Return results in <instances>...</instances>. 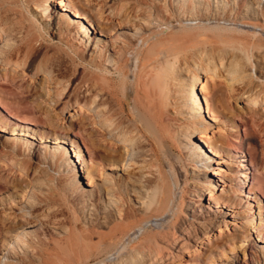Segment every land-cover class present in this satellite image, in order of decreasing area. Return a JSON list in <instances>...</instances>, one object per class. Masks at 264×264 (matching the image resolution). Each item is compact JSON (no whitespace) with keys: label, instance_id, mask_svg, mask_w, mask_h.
<instances>
[{"label":"rangeland","instance_id":"1","mask_svg":"<svg viewBox=\"0 0 264 264\" xmlns=\"http://www.w3.org/2000/svg\"><path fill=\"white\" fill-rule=\"evenodd\" d=\"M70 1L74 6V12L90 20L94 28H89L86 22L87 20L80 21L78 19L79 21H75L83 25H75L70 22L67 28L63 30L64 35L60 36L53 26L45 22V11H42L41 7L44 4V0H0V28L4 25L3 29L6 31L8 30L7 38H10L9 42L14 45L13 50L18 52L17 54L12 52V54H14L11 58L15 59L16 64L20 63L19 65H21V68L12 67L9 69L3 68L0 65V74L9 71L16 76L14 82H10L8 78L2 79L0 77L2 83H8H4L5 86L0 83L1 87L4 86V92L7 93L5 94L0 91V99L4 100L3 103L7 108L14 112L19 111L18 114L21 112L20 115L26 116V118L34 122V126L23 125L17 120L10 118L0 107V120L6 121V123L15 129L14 134H17L14 136L0 134V261L4 260L2 263L0 262V264H110V262L106 260L108 258L110 259V257L112 259H121V256H123L125 260L121 259L120 261H127L128 252L129 256L136 254V251L140 255L145 252L146 254L149 253L148 256L154 254L153 251H155L156 245L152 243L149 245V243L144 242L143 235L148 233L152 234L156 231L138 230L139 227L150 220L149 217H147V221L142 220V214L137 213L135 216L134 214L131 216V214L128 213L125 219L126 221L109 222V229H111L112 226V229H114V225L115 227L118 225L121 227L120 230H113V232H109V230L106 231V229L103 228L94 229V227H88L86 229L82 227L78 217L79 211L82 209V203L79 202L80 196L75 194V190L68 184L67 177L63 172H59L55 163H47L42 159L43 157H35L33 146L35 149H39V146H42V151L51 150L52 147L56 146H59L60 150H62V148L68 149V158L70 157L72 161L81 162V164L77 163L76 165L79 172L81 168L84 170L88 167L90 169L92 168L94 173L98 168H102L106 173H109L111 164L118 168L112 175V179L114 180L121 181L130 173L136 178L139 184L142 182L144 183L140 184V186L147 192L152 191L155 185H163L173 198L171 206H177V210L181 213L185 202H196L192 193L196 187H201L203 184L200 178L192 177L191 172L194 171L193 167H191L192 165L186 160V152L179 146V142L175 139L173 133V128L176 127L175 125L177 122L180 123L176 115L180 112V108L184 107L188 99L186 98L188 95L185 81H187L188 76L192 75L194 70L193 67L195 66L197 68L198 65H200L199 63H202V65L199 66L200 68H197L199 70L193 72V75L196 73L198 74H196L198 76V84L194 86V93L197 94V97L201 100L204 98L215 100L217 96V99L221 100L225 106L224 118L221 123L213 124L209 122V125L204 124L209 131H213L224 140L225 147L223 153L219 154L220 156L218 158H212L211 156V169L214 173L216 171V175L208 176L212 178L210 194L212 193L211 195L213 197L216 196L219 198L222 193L221 190H228V188L235 187L234 189H236V192L234 191L235 195L233 198L240 203V206H236L235 209H225L223 206L221 209H215L214 205L209 202L208 193H205L201 197V201H198L199 204L205 211L210 209L216 212V214L211 215V218L209 217L213 223H206V228L202 233L200 230H195L194 228L182 230L184 233L189 232L190 238L187 237L188 234H185V236L176 231L178 222L175 215L169 217L170 215L167 213L161 220L149 222L148 225H153L152 223H154L159 228L162 227V232H165L167 238L175 241H183L187 245V249L184 251L186 255L184 254L181 260L172 264H236L237 262L243 264L245 259L242 250L245 247V243L242 242L244 244H241V240L244 237L249 239L251 243H254L255 246L253 247V251L256 255H261L262 257L260 261L254 259L251 262L249 253L246 252V263L264 264V258L262 256L264 248H261L264 247V244L259 242V240L264 239V80H259L255 77L256 80L254 78L256 82L259 81V85L261 86L258 91L259 93H257L258 96L252 95V100L254 99V102H252L253 104H249L241 102L237 98L238 94L243 91L241 86L238 87L236 84L233 86V92H229V89H231L229 86L231 85L228 86L229 83L227 81V84L224 82L225 80H223L224 78H222L218 70H215L214 73L216 75L219 72L222 79L217 75L216 77L219 78V80L216 78L217 80L215 81H212L214 80L213 77H205V73H203L204 69L207 70V62L203 61L205 59L204 56L210 53L215 57L217 55L215 53L218 50L222 52H228V50H230L229 52H234L233 54L238 52L236 55L244 56L249 63L248 65L255 68V51H257V47H260V50L264 51V38H260V42L252 40L250 37L253 31L252 28L241 27L240 25H234V23L229 24L231 22H228V24L225 22L227 28L221 30L224 32H221L220 29L216 31H207L203 28L199 30L195 29L196 31L184 30L182 29L183 26L176 25V23H180L179 21L184 18H190L191 16L201 18L203 14L191 12L186 7H183V5L177 4L172 0ZM245 5H247L246 2H242L240 9H238L239 11H237L232 18L234 20H249L251 23L257 22L256 24L263 23L260 16H258V20H254L251 17L250 19L243 17L245 14L243 11ZM48 6L49 13L55 12L57 15L63 14L57 5L50 3ZM69 17L70 20L74 21L71 12H69ZM211 25H214V23L209 22V26ZM126 26H132V29ZM79 27L82 30H84L83 27H86V29L88 28L89 33H86L85 37H83L84 35L82 36L81 33L78 34L79 36H75L74 30ZM133 29L138 32L140 31L141 36L143 35L141 38H144L145 44L140 47V51L134 49L136 40L133 38ZM149 36H153V39H149ZM89 39H92L94 42L98 40L100 45H97V48L93 49V46H91L92 41ZM115 39L119 40L123 47L122 57L118 59L120 78L110 64L107 63V66L103 65L106 62V58L113 60L111 53H113L112 48ZM26 40H28V42ZM246 40L249 42L248 45L250 46H245L247 45L244 44ZM253 44L254 46L257 45V47L255 46L256 48H252ZM198 47L199 49L202 48L200 49L201 53H199L200 51L198 52L199 55L196 54L197 49L195 51V48ZM18 49L20 50L18 51ZM29 49L31 53L28 52ZM189 50L192 55L196 54L197 56H191L188 52ZM135 52H137V55L140 54L138 56L137 68H140V64H143L145 67L153 66L157 69L164 60L160 57V54L162 56L164 53L165 58L169 61H172L174 57L178 60L177 66L175 65L176 63H174V66H176L174 70L175 73L171 80H173L174 76L175 79L173 82H170L171 80L168 82L170 89H174L171 91V95H176V105L167 102V106L165 105L161 108L163 115L161 117L163 121H168L166 124L167 128L166 132L163 133L164 135L155 134L157 137L159 136V139L155 141L149 138L148 135L139 128L137 123H134L135 117L132 114L134 113L132 109L137 105L139 107V101L137 99L142 97V87L140 81L138 82L136 79L138 70L134 71L133 65V58L136 56ZM210 54L207 55L206 58L213 60V56ZM14 55L17 56V58ZM133 55L135 56L133 57ZM201 56H203L204 59ZM14 59H12L13 62ZM151 60L153 61L150 63ZM191 62H194L195 65H191ZM197 62L198 64L196 66ZM181 64L187 65L186 67L188 70L186 71L184 65H182V68L184 67L183 69L185 70L182 68V70H180ZM39 66L47 71H52L55 77L58 78V81L60 80V90H62L63 93L59 92L65 97L64 100L61 99V101L65 102L66 100L62 106L64 107L65 104H67L65 107L73 106L68 109L70 113H67L66 110L67 115L64 114L63 116L60 114L61 112L58 108L61 110V108H63L62 106L58 107L56 110L49 106L47 99L48 88H46L48 86L46 83L47 81H45L46 79H44L45 76L41 73H39V75L34 74V69ZM189 68L193 70L191 71ZM210 69L212 70V67H210ZM132 70L136 74L131 72ZM176 71L180 73L177 74ZM183 71H186V73L184 72L183 74ZM189 71H191V73ZM199 72L203 73L204 76ZM132 74L133 76H131ZM131 77L133 81L135 80L134 82L131 80ZM216 82L218 84L224 82L225 84H219V87ZM63 83L64 85H62ZM203 84H205V86ZM8 88L11 90H8ZM67 89L68 92L66 93ZM88 89L92 91L86 94L85 90ZM211 90H213V92ZM207 92L211 94L209 95ZM92 94L98 96L94 98L91 96ZM254 94L256 95V93ZM100 97L101 99L98 101ZM21 99L23 101H21ZM90 100L93 102V105L99 104L101 108L106 107V109H101V116L103 117H100L103 120L100 118V121L99 117L97 120L90 112V108L93 106ZM88 103H90L89 112L91 114L87 113L89 107ZM83 104L84 106H82V108L84 111L79 108V105L81 106ZM37 105L38 108L36 107ZM173 106L175 108H173ZM168 107H171V109ZM204 111L205 108L201 104L199 115L207 121V115L202 113ZM42 112L46 113L44 114ZM106 113L107 115L109 114L108 118L110 117V121L106 117ZM68 114H71L72 117L71 115V118L68 117ZM90 115H92L93 118L92 116L90 117ZM104 117H106L105 120ZM106 119L108 122H104L107 121ZM118 120H120L119 123ZM102 121L107 124L109 122V124H111V121H113L114 125L112 128L114 129L115 126L118 128L123 124V126H126L123 128L121 127L125 129L122 131V134L124 132L123 136L126 135V141L131 138L130 142L132 144L130 147L134 150H138V152L133 150L135 155L132 156L135 157L137 155V158H133L134 160L131 159L133 160V165L134 163H138L137 166L128 165V168L126 167L127 170L119 168V164L125 156L122 150L124 149L122 148L123 145H115L114 138L112 140L107 138L104 134L105 131L103 130L104 132H102L103 123L100 124ZM119 124L121 126H119ZM96 126L99 127H97L99 131L95 128ZM24 127H26V130L28 129L29 132L22 131ZM31 129L34 130V132L31 131ZM129 129H133L135 133L137 131L138 134L134 135V132ZM55 131L65 134L66 144H51L54 142L52 136ZM45 135H48L47 140H50L51 143L40 144L41 137H45ZM135 136H138V139ZM207 136L212 137L213 135L208 133ZM132 137L134 139H132ZM31 138H33V140ZM108 140L111 141L109 142ZM136 141L138 143H135ZM29 143L33 145H29ZM139 147L144 150L138 149ZM76 150H78L81 156L78 157V159L74 157L77 154ZM139 150H141V154L143 153L142 156H140ZM225 153H228L227 156L221 157V155ZM234 157L242 158L235 160L236 158ZM138 158L143 160L140 161ZM135 160H139L140 162H135ZM239 160L243 161L242 165L245 167L234 168L233 164L235 165V161ZM92 162L95 165L92 164V166H90ZM94 166L97 169H94ZM232 170L237 172V178L242 181V190L239 189L238 185L235 186L237 181L235 180L236 176L232 174ZM195 175H197V172L194 171L193 176ZM92 178L94 179L95 185L97 183L99 184L100 180L97 175L95 176V174H92ZM176 179L177 181H175ZM76 183L81 190L86 189L89 191L88 179L84 172H80V179H78ZM171 190L175 196L172 195ZM82 192L85 191L82 190ZM246 192H250L249 197L252 199L250 201L252 204L251 207L247 205V197L241 195ZM119 195L122 198L124 209H128V206L131 207V205H133L131 201H128L122 191H120ZM24 198H28L27 200H29V204H31L29 218L35 220L32 222V219H27L31 222L32 227H26L21 234L22 231L20 226L28 221H24L23 217H17L19 215H14L16 212L15 205ZM257 201H259L258 206L261 208V221H263L260 232L256 226V224L259 223L256 215L258 207ZM92 205L93 207L88 203L86 209H98L96 200L92 201ZM94 210L91 212V214H94V216H92L93 218L96 213ZM177 210L176 214L180 216L181 214ZM156 213L157 212H154L152 217L162 215L163 211L158 212V214ZM223 213L225 214L222 220L223 224L219 226L220 219L222 218L221 214ZM57 224L61 225V228L63 227L65 230L68 229L64 236H62L64 234L63 232L55 229V227L58 226ZM204 232L206 235L203 238ZM195 239L199 242L196 248L193 247L195 245L193 240ZM18 241H24L25 245H30L27 246V249L30 250H27L24 254L18 252L21 251V247L17 244ZM7 243L10 244V252H18L20 255L18 259L7 258L6 260H1L2 252H4L5 248L8 246H6ZM123 246H125L124 248L126 249L121 251L120 249L123 248ZM139 246H141V249L145 247L143 249L144 251L140 250ZM154 246L155 248L153 249ZM157 247L161 248L164 253L174 254V250L171 249L170 246L157 243ZM12 248L15 249L13 250ZM208 248H210V250ZM129 250L134 253L131 254ZM148 250H152V252ZM120 251L126 254H122ZM114 256L118 257L116 258ZM145 257L146 259L148 258L147 255ZM189 257H191L192 261L195 263L190 262ZM114 264H119V262L116 261Z\"/></svg>","mask_w":264,"mask_h":264},{"label":"bare ground","instance_id":"2","mask_svg":"<svg viewBox=\"0 0 264 264\" xmlns=\"http://www.w3.org/2000/svg\"><path fill=\"white\" fill-rule=\"evenodd\" d=\"M172 1L176 2L177 4L183 5V7H186L191 12H199V13L203 14V17H201V18H197V17H192L191 16L190 18H184L183 20L179 21L180 23H176V25L183 26L182 29H184V30L187 29V30H191L192 31V30H195V29L199 30L200 28H203V29H205L207 31H216L217 29H220V31H221L222 29H226L227 28L225 26V22H227V24H228V22H231L229 24H233L234 23V25H240L241 27L243 26V27L252 28L253 31L251 32V36H250L252 38V40L260 42V40H261L260 38H264V10H263L264 9V0H172ZM242 2H246V4H247L243 8V11L245 12V14L243 13L244 14L243 17H245L247 19H250V17H251L254 20H258L257 18H258V16H260V19L263 20V23L256 24L257 22L251 23V22H249V20H246V21L241 20V19L240 20H234L232 18V16L237 11H239L238 9H240V6H241ZM50 3H52L53 5L54 4L57 5L61 9L63 14L57 15V14H55V12H53V13L50 12L49 13L48 12V8H49L48 5H50ZM41 7H42V11H45V22L50 24L51 26H53L54 29L56 30V32L60 36L64 35L63 30H65L67 28V25H69L70 22L75 24V25H83L82 23L75 21V20H78V19L80 21H82V20L86 21L87 20L86 22L89 25V28L92 27V22H90V20L85 19V17H83L82 15L77 14V12L76 13L74 12V6H73V4H72V2L70 0L69 1H66V0H52V1L51 0H44V4ZM72 9H73V11H72ZM261 10H263V11H261ZM69 12H71V15H73V20L74 21L70 20ZM209 22H213L214 25L209 26ZM3 26H2V28H0V39H1V43H0L1 44L0 45V65L3 68H7V69L12 68V67L19 68L21 66V65H19L20 63L16 64L15 59L11 58L13 56V54H14V53L12 54V52H15L13 50V46L14 45L9 42L10 38L9 39L7 38L8 37L7 31L8 30L6 31L5 29H3ZM126 27L129 28V29L130 28L132 29V26H126ZM229 27H230V25H229ZM83 28H84V30H82L80 27L77 28V29L75 28L76 29V30H74L75 36H79L78 34L81 33V35L82 36L84 35L83 37H85L86 33L87 34L89 33L88 28L87 29H86V27H83ZM92 28H94V27H92ZM232 29H235V28H232ZM229 31H230V29H229ZM255 31H257L258 33L255 32ZM9 32H10V30H9ZM221 32H224V31H221ZM150 33H151V30H150ZM133 34H134L133 38L136 40V42L134 41L135 42L134 49H138L140 51V47L144 46V44H145L144 40H143L144 38H141L143 35L141 36L140 31L138 32L135 29H133ZM180 35H181V33H180ZM149 39H153V36H151ZM89 40L92 41V39H89ZM26 41L28 42V40H26ZM230 44H231V42H230ZM244 44H247L245 46H250V45H248L249 42L247 40H246V42ZM97 45H100L98 43V40L96 42L92 41L91 46H93V49L97 48ZM255 46L257 47V45H255ZM255 46L253 44L252 48H256ZM112 49H113V53H111V57L113 58V60L106 58V60H105L106 62L103 65L107 66L108 64H110L111 67L114 68V70L116 71V74L119 77L120 76V66H118V59L120 57H122L121 56L122 52H123L122 43H120L119 40L115 39V42L113 43V48ZM134 49H132V50H134ZM196 49H197V53L196 52H194V53L199 55V53H201L200 49H202V48H200V49H199V47L195 48V51H196ZM19 50L20 49H18V51ZM256 50H257V51H255L256 57L254 59L255 62H256L255 68L254 67H250L248 65L249 63L246 61L244 56L236 55L238 52L236 54H233L234 52H229L230 50H228V52H222V51L218 50L215 53V54H217L215 57L213 55H211L210 53H208L207 55L210 54L211 56H213V60H209L208 58H206L207 55L205 54L206 55V56H204L205 59H204L203 56H201L204 59L203 61L207 62V64H206L207 70L204 69L205 71L203 70V73H205V77H208V76L213 77L214 80H212V81H215L217 79L219 80V78H217L216 76L217 75L220 76V73H221L222 78H224L223 80H225L224 82L226 83V81H227L229 83L228 86L231 85V86H229V88H231V89H229L228 86L226 85V87L229 89V92H233V86H235L237 84L238 87L241 86V89H243V91L238 94L237 98L239 99V101L246 102V103H249V104H253L252 102H254L253 101L254 99L252 100V95L258 96L257 93H259L258 91L260 90L259 88L261 86V85H259V81L256 82L254 80V78L256 77L259 80H264V51H261L260 47H257ZM30 51L31 50L29 49L28 52H30ZM188 52L190 53L191 56L196 55V54L192 55L190 50ZM17 53L18 52H15V54H17ZM206 53H207V51H206ZM135 55H133V57L135 56L133 58L134 59V64L133 65H134V71L138 70V74L136 76V79L138 80V82L140 81V84H141V87H142V97L137 99L139 101V107L137 105V106H135L132 109L133 112H134L132 114L135 117L134 123H137L139 128L146 135H148L149 138H151L153 141H155V140L159 139L158 138L159 136L157 137L155 134H159V135L162 136V135H164L163 133L166 132V128H167L166 124H167L168 121L167 122L163 121V119L161 117V116H163L162 112H161V110H162L161 108H163L167 104V102H170V103H173L174 105H176L175 104L176 101H177V98L175 97L176 95L175 96L173 95L174 97L171 95L172 94L171 91L174 90V89H172V90L170 89V86H169L168 82L171 80L173 74L175 73L174 70H175V67L177 66V63H178L177 61L178 60H177L176 57H174L172 59V61H169L168 59L165 58V56H164L165 53H164L162 56L160 54V57L162 59H164V60L163 61L161 60L162 61L161 66L157 65V66H159L157 69L154 68L153 66L145 67L143 64H140L141 65V66H139L140 68H137L138 67L137 66L138 59H139L138 56L140 54L137 55V52H135ZM211 56H208V57H211ZM15 57L17 58V56H15ZM178 58H180V57H178ZM214 58H216V59H214ZM12 59H14L15 63L12 61ZM142 60H143V58H142ZM192 60H193V58H192ZM199 60H200V58H199ZM152 61L153 60H151L150 63ZM201 61H202V59H201ZM194 62L193 63L191 62V65H193ZM198 62L196 63V66H197ZM174 63H176L175 64L176 66H174ZM199 64L202 65V63H199ZM182 65H184V64H181L180 70H182L185 67L186 71H187L188 70L187 67H186L187 65L186 66L184 65L183 68H182ZM200 65H198L197 68H200L199 67ZM194 67H193L194 70L192 69L193 72L195 70H199L196 67L195 68ZM210 67H212V70L210 69ZM7 69H3V70H7ZM183 70H185V69H183ZM189 70H191V68H189ZM215 70H218L220 73L217 71L218 74L215 75V73H214ZM186 71H183V74H184V72L186 73ZM191 71H189V72L191 73ZM131 72H133V70ZM189 72H188V74H189ZM193 72H192V75L194 74ZM39 73L43 74L45 76L44 79H46L45 81H47L46 83H47L48 87H46V88H48L47 99H48L49 106L53 107V109L56 110L58 107L62 106L63 103L66 102V100H65V102L61 101V99L64 100L65 97L62 96L63 92H62V90H60L61 89V84L59 82L60 80L58 81V78L55 77V74H53L52 71H47L44 68L42 69L41 66H39L36 69H34V74L35 75H39ZM133 73L136 74L135 72H133ZM176 73H177V71H176ZM179 73L180 72H178L177 74H179ZM199 73L202 76H204L203 73H201V72H199ZM192 75L188 76L187 77V81H185L186 82L185 87L187 88L186 90H187V95H188V97H186V98H188V99L185 102L184 107L180 108V112H178L177 115H176L178 117L177 120H179L180 123L177 122V124L175 125L176 127L173 128V133L175 135V139L179 142V146L186 152V160L189 161V163L192 165L191 167H193V170L195 172H197V175L193 176V172L194 171H192L191 172L192 177L200 178L203 181V184L201 185V187H196L194 192L192 193V195L195 198L196 202H189V201L185 202V205L182 208L181 213L177 210V206L176 207H174L175 205L171 206L172 203H173V198H172L171 194L164 188L163 185H155L154 188L152 189V191H150V192L148 191L147 192L145 189H143L140 186V184H142L143 182L141 181L142 183L139 184V182L136 180V178L134 176H132V174H130V173L127 174V176H125L126 178L121 180V181L120 180L119 181L118 180H114V179H112V175L115 173L116 169H118V168L116 166H114V165H111V164H110L109 173H106L104 170H102V168H98L97 169L95 166H94L95 167L94 169H97V171H95V173H94V170H92V168L90 169V168L87 167L84 170H82V168H81L80 172L81 173L82 172L85 173V176L88 179V183H89L88 185L90 187L89 191H87L86 189L85 190L82 189L83 191H85V192H82V190L77 186V183H76V181H78V179H80V172H79L78 167L76 165H77V163L81 164V162L80 161H72V160H70V157L68 158V149L62 148V150H60L59 146H56V147H52L51 150L42 151L41 150L42 146H39L40 147L39 149L38 148L35 149L34 146H33L35 157L36 158L43 157L42 159L44 161H46L47 163H49V162L51 164L55 163L57 168H58V170H59V172H63V174L67 177L68 184L70 185V187L72 189L75 190V194L80 196L79 202L82 203V209L80 208L81 210L79 211V216L78 215L77 216L80 219L79 223L82 224V227H85L86 229L88 227H91V228L94 227V229L95 228L96 229H98V228L102 229L103 228V229H106V231L109 230V232H111V231L113 232V230H120L121 227L119 225L115 227V225H114V229H112L113 226H112L111 229H109V226H110L109 222L123 221V220H125L127 218V214L128 213L131 214V216H133L132 214H134V216H135V214H137V213L138 214H142V216H143L142 220H146L147 217H149L150 218L149 222H156L157 220H161L162 217L166 216V214L168 213L170 215L169 217H171V215H175L176 218H177L178 225H177L176 231L180 232L182 235L188 234L187 237L190 238V233L189 232H185L184 233L182 230H186V229L190 230V229L194 228L195 230H200L201 233H202V231H204V229L206 228V223H209V222H211L210 224L213 223V221H211V219H209V217L211 215L216 214V212L211 211L210 209L208 211L207 210L205 211L204 208L198 202V201H201V197L205 193H208L209 202H210V204L214 205L215 209H217V208L221 209L222 206L225 209H227V208L235 209L236 206H238V205L240 206V203L235 201L234 198H233L234 195H235L234 191L236 192V189H234L235 187L234 188H232V187L228 188L227 187L228 190H225V189L221 190L222 193H221L219 198H217L216 196L213 197L211 195L212 193L210 194V189H211V185H212V178H209L208 176H210V175L215 176L216 175L215 174L216 171L214 173V171L211 169L212 158L213 157L218 158L220 156L219 154L223 153L225 147H224V140L222 138H220V136H218V134H215L213 131H209L207 129V127L204 126V124L209 125V122L213 123V124L221 123L222 119L224 118L223 114H224V111H225V106H224V104L222 103L221 100L217 99V96H216L217 100L215 99V97L213 95L214 93L212 94V96L214 97L215 100L210 99V98H207V99L204 98L203 100H201L199 97H197V94L194 93V86L196 84H198V76H197L198 74L196 76L195 75L192 76ZM131 76H133V74ZM185 76H186V74H185ZM221 76H220V79H222ZM0 77L2 79L8 78V80L10 82H14L15 79H16L15 74L10 73L9 71L5 72V73H1ZM174 77H173V80L175 79ZM42 79H43V77H42ZM210 79H212V78H210ZM131 80H132V77H131ZM173 80H171L170 82H173ZM133 82H132V84H133ZM224 82L219 83V84L222 85ZM0 83H2V82L0 81ZM4 83H6V82H4ZM4 83H2V85H4ZM216 83H215V86H216ZM6 84H8V83H6ZM212 84H213V82H212ZM62 85H64V83ZM134 85H135V83H134ZM203 85L205 86V84H203ZM4 86L1 87V85H0V91L2 93L7 94L6 92H4V89H3ZM219 87H220V85H219ZM10 88H8V90ZM213 88H214V86H213ZM213 90H211V91L213 92ZM59 91L62 92V93L60 94ZM85 91H86V94H88V93H91L92 90L90 91L88 89V90H85ZM67 92H68V89H67L66 93ZM207 93H206V95H207ZM254 93H256V95ZM10 94L13 95L12 93H10ZM91 96L96 98L98 95L92 94ZM207 97H209V96H207ZM253 98H255V97H253ZM100 99H101V97L98 99V101ZM91 100H90V103L93 101V100L92 101ZM3 101L4 100L0 99V107L8 114V116L10 118L17 120L18 122H20L23 125L34 126V122L32 120H29L28 118H26V116L20 115L21 112L18 114L19 111L18 112L16 111L17 112L16 113L13 110L7 108L4 105ZM21 101H23V100L21 99ZM208 101H210V102H208ZM93 102H92L91 105H93ZM90 103H88L89 104L88 112L86 111V109H85V111L87 113L91 112L92 115L96 117V119L99 117V120H100V118L103 117V116H101L102 115L101 114V109L102 110L104 108L106 109V107L101 108L99 104H94L93 106H91L92 108H90ZM136 104H137V101H136ZM201 104L205 108V111L202 112V113L204 115H207V118H208L209 121L208 120L206 121L205 118H203V117H201L199 115L200 114V110H201ZM261 104H262V102H261ZM66 105L67 104H65L64 107ZM85 105H86V103H85ZM255 105H256V103H255ZM82 106H84V104L81 105V106L79 105V108H81L84 111ZM36 107L38 108V105ZM64 107L61 108V110L58 108V110L61 112L60 114H62L63 116H64V114H66V110H67V113H70V112H68V109L73 107V106L71 105V106H67L65 108ZM89 108H90V112H89ZM173 108H175V107L173 106ZM169 109H171V107ZM72 110H73V108H72ZM83 111H81V112H83ZM42 113H44V112H42ZM104 113H105V111H104ZM26 114H27V112H26ZM79 114H80V111H79ZM112 114H115V113H112ZM112 114H111V116H112ZM68 115H69L68 117H70L71 114H68ZM92 115H90V117ZM108 115L106 113V117L107 118H108ZM63 116H61V117H63ZM93 116H92V118H93ZM71 117H72V115H71ZM106 117H104V120H105ZM109 118H108V120H109ZM111 118H113V117H111ZM96 119H94V120H96ZM108 120L104 121V122H108ZM114 121H115V119H114ZM104 122L102 121L100 123V124H102V123L104 124V125L102 124V126H103L102 128L103 129L100 127L102 129V132L105 131L104 134L107 136L108 139L112 140L114 138V142L116 143L115 145H119V144L121 145L122 144L123 145L122 148H124L122 150L124 151L125 156H124L123 159L121 158L122 160H121V162L119 164V168L122 169V170H127L126 167L128 165L137 166L138 163H136V164L134 163V165L132 164V161L135 158H137L136 157L137 155L135 157H132V156L135 155V153H133V152L134 151L138 152V150H134V149H132V147H130V145L132 144L130 142L131 138L129 140H127V141H129V142H127L126 138H125L126 135L123 136L124 132L122 134V131H124L125 129H122V128L126 127V126H123L124 122L120 123V124H123L122 126L119 124V126H121L122 128L121 127L116 128V126H115V129L112 128V126L114 125L113 121H111L112 125L109 124L110 122L108 123L109 125L107 123H104ZM119 122H120V120H118V123ZM53 123H54V121H53ZM97 127L98 126H96L95 128H97ZM53 130H52V132H53ZM129 130L130 131L132 130L134 132L135 128H134V130L133 129H129ZM14 131H15V129H13L12 126H10L8 123H6V121L0 120V134L1 135H3V134L9 135V136L17 135V134H14ZM22 131L29 132L28 129L26 130V127H24L22 129ZM31 131L34 132V130H32V129H31ZM58 131H55V133L52 136L53 137L52 140L54 141L53 143H51L50 140H47L48 135H45V137H41L40 144H45V143H51V144H57V145L66 144V141H65L66 140V136H64L65 134L60 133ZM98 131H99V129H98ZM58 133H60V134H58ZM208 133L212 134L213 136L212 137L207 136ZM129 134H130V132H129ZM133 134L135 135V134H138V133L136 131V133L134 132ZM134 135H133V137H134ZM130 137H131V134H130ZM133 137H132V139H134ZM31 139L33 140V138H31ZM111 140H108V141L110 142ZM138 141H140V140H138ZM114 142H113V145H114ZM135 143H138V142L136 141ZM144 143H145V141H144ZM29 145H33V144L29 143ZM133 148H135V147H133ZM76 149H77V146H76ZM138 149H143V148L139 147ZM140 151L141 150H139V153H140ZM234 151H236V150H234ZM76 152H77V154L74 157L75 158L77 157V159H78V157H81V156L78 153V150H76ZM142 154L140 156H142ZM227 154L228 153H225L224 155H221V157H226ZM122 155H123V153H122ZM138 156H139V154H138ZM211 156H212V158H211ZM234 158H236L235 160H238V159H241L242 157H234ZM131 159H133V160H131ZM139 160L141 161L143 159H139ZM136 161L137 160H135V162ZM242 162H243L242 160L235 161V165L233 164V167L234 168L235 167H237V168L238 167H245L244 165H242ZM51 164H49V165H51ZM92 164H93V162L91 163L90 166H92ZM93 165H95V164H93ZM232 172H233L232 174L236 176L237 172L236 171L234 172V170H232ZM92 174L93 175L95 174V176L97 175L99 177V180H100L99 184L98 183L96 185L94 184V179L92 178ZM140 178H141V176H140ZM171 180H172V177H171ZM235 180L237 181L235 183V186L238 185L239 189L242 190L243 189L242 181L239 178H237V176L235 177ZM175 181H177V179ZM173 184H174V182H173ZM177 184H176V186H177ZM119 190L122 191L125 194V196L128 199V201H131L133 203V205H131V207L128 206L129 207L128 209H124L123 208V201H122V198L119 195V193H120ZM237 190H238V187H237ZM171 192H172V190H171ZM249 194H250V192H246V193H243L241 195H245L247 197V201H246L247 205L249 207H251L252 204L250 203V201L252 199L249 197ZM172 195H173V192H172ZM173 196H175V195H173ZM93 198H94V200H96V202L98 204V209L97 210H94V208L93 209H86V206H87L88 203L93 207V205H92V201H94ZM177 198H178V196H177ZM27 199L26 198L21 199V201L17 205H15L16 212H15L14 216L19 215L17 217H20V218L23 217L24 221L25 220L28 221V220L32 219V218H29V209H30L31 204H29V200H27ZM218 201H220V202H218ZM258 202L259 201H257V206H258ZM92 210H94L96 212L94 218L92 217V216H94V214H91ZM176 210L181 214L180 216H178L176 214ZM162 211H163V214L161 213L162 215L152 217L154 212H157L156 214H158V212H162ZM261 213H262L261 208H260V206H258L256 215H257L259 223L256 224V226L258 227L259 232H260L261 224H263L262 223L263 221H261ZM221 215H222V218L220 219L219 226H221L223 224L222 220H223V217L225 216V214L223 213ZM33 220H35V219H32V222H33ZM137 220H135V221H137ZM77 222H78V220H77ZM149 222H147L144 225H142L141 227H139L138 230H140V231H142V230L143 231H145V230H147V231L148 230L149 231H156V232H154L152 234L148 233V234H144L143 235L144 242L149 243V245H150V243H152L153 245H156V248H155V246L153 247V249L155 248V251H153L154 254H152V256H151V254L148 256L149 253L146 254V252H145L144 254H141V255L144 256L143 257L137 251H136V254H133L132 256L131 255L129 256V252H128L127 253V255H128L127 256L128 257L127 261H123V260H125L124 259L125 257L123 258V256H121L122 257L121 258L119 256V255H122L123 253L126 254L125 252H123V253L121 252L124 249H126V248H124L125 246H123V248L120 249L121 250L120 252L122 254H119V252L118 253L116 252L117 254H119L118 256L121 259H123L122 261H120L121 259H112L111 257H110V259L108 258L106 260H108L110 262V264L111 263L114 264L116 261L119 262V264L120 263L121 264H126V263L127 264H167V263L169 264V263H171L172 264L174 262H177V261L181 260L182 256H184V254L186 255V253L184 252L187 249V245L185 244V242H183V241H175V240L167 238L165 236V232L164 231L162 232V227L159 228L154 223H152L153 225H148ZM158 224H160V223H158ZM57 225H56L57 227H55V229L63 232L64 234L62 236H64L68 229L65 230L63 227L61 228V225H59V224H57ZM28 226L32 227L31 226V222H29V221L26 222L25 224H23L22 226H20V229L22 231L21 234L23 233V231ZM163 229H164V227H163ZM106 233H104V234H106ZM172 234H174V233H172ZM205 235H206V233L204 232L202 237L204 238ZM13 236H15V235H13ZM123 239H124V237H123ZM125 240H126V238H125ZM193 242L195 243V245L193 247L196 248V246H197V244H199V242L196 239L193 240ZM242 242L245 243V245H244L245 247L242 250V254H243L244 259H245L243 264H247L246 263L247 262L246 261V254H245L246 252L249 253V258H250L251 262L254 259L256 261H260V259L262 258L261 255H256L255 252L253 251V247L255 246L254 243H251L249 241V239H247L246 237H244L241 240V244H244ZM259 242L261 244H264V239L263 240H259ZM8 243L6 244V246L8 245L7 248H5L4 252H2L1 260L2 259L6 260L7 258L18 259L19 256H20L18 254V252H21V254H24V253L27 252V250H30V249H27V246H30V245H27V244L25 245L24 241H18L17 244L21 247V249H20L21 251H18L17 253H14L12 251L10 252L9 250H11L10 249L11 247H9L10 244H8ZM157 243H161V244H164L166 246H170L171 249L174 250V254L173 253L172 254L167 253L166 252L167 250L165 251L166 253H164L161 248L157 247ZM139 247H140V250H143L145 248V247H143V249H141V246H139ZM261 248H264V247H261ZM17 249H18V247H17ZM208 249L210 250V248H208ZM129 251L131 252V250H129ZM148 251L152 252V250H148ZM132 253H134V252L132 251L131 254ZM145 254L147 255L148 258L149 257H151V258H149V260H148V258L146 259V257H145L146 255ZM262 256L264 258V253L262 254ZM114 257H116V256H114ZM3 261L4 260H2L0 262L2 263ZM189 261L193 262L191 257H189ZM193 263H195V262H193ZM236 264H239V263L237 262Z\"/></svg>","mask_w":264,"mask_h":264}]
</instances>
